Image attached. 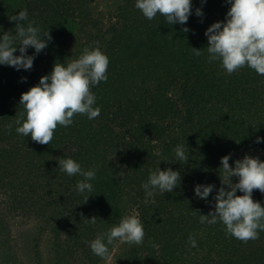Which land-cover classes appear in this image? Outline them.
<instances>
[{"label": "rangeland", "instance_id": "obj_1", "mask_svg": "<svg viewBox=\"0 0 264 264\" xmlns=\"http://www.w3.org/2000/svg\"><path fill=\"white\" fill-rule=\"evenodd\" d=\"M226 3L202 8L201 30L224 20ZM22 9L53 37L31 70L17 71L25 91L51 72L56 61L75 59L97 42L110 64L107 82L92 88L100 115L93 120L74 115L70 126L58 125L48 144L15 131L18 115L0 89V264H264V231L233 256L236 238L226 234L225 226L200 223L201 214L214 210L224 155L171 162L175 147L188 144L191 71L181 65L156 69L145 64L144 55L155 57L165 34L177 24L162 26L166 18L161 15L147 20L135 0H0V32H14L16 22L9 17ZM189 20L191 30L184 40L193 45L195 38L208 42L205 33H195V0ZM28 51L32 54L34 49ZM122 66L124 72H119ZM14 74L5 77L7 84L16 80ZM250 116L248 125L264 137V106ZM218 136L226 135L219 130ZM252 143L256 145L246 149L236 145L230 164L246 154L264 160V143ZM69 156L85 170H96L92 193L75 191L82 177H69L58 168V159ZM159 166L178 170L181 182L173 192L157 190L146 196L142 184L149 169ZM198 183L216 186L208 201L195 196ZM237 194L242 195L239 190ZM86 195L90 196L85 202ZM253 199L264 205L259 190L253 191ZM128 214L140 217L143 243L116 240L108 245L107 257L93 254L86 242ZM93 217L96 223L89 220Z\"/></svg>", "mask_w": 264, "mask_h": 264}, {"label": "clouds", "instance_id": "obj_2", "mask_svg": "<svg viewBox=\"0 0 264 264\" xmlns=\"http://www.w3.org/2000/svg\"><path fill=\"white\" fill-rule=\"evenodd\" d=\"M206 0H202V4ZM230 5L225 19L212 23L205 31L207 37L208 62H219L228 74L248 67L258 75L264 76V0H227ZM135 7L147 20L157 15L166 18L170 25H185L184 32L190 31L186 26L193 14V0H135ZM197 16H203L202 7L195 9ZM16 22L14 32H0V65L13 67L15 70H31L34 60L48 47L53 39L50 31H43L30 20L27 9L18 11L9 17ZM29 48L34 52L29 54ZM17 51L19 54H16ZM193 54L202 55L201 49L193 48ZM110 60L98 46H88L82 53L70 61L55 62L51 72L41 76L39 82L21 94L19 104L23 112L15 120V131L40 144L51 142L58 125L70 126L76 114L86 115L89 120L100 115L97 97L92 88L108 80ZM256 143H264V137H257ZM175 159L171 162L185 163L190 154H186L183 145L174 149ZM231 153L224 155L218 169L221 185L214 196V210L201 214L200 223L225 226L226 234L247 242L255 240L259 232L264 231V205L253 199V191L264 193V160L259 156L245 155L230 164ZM162 161H169L164 159ZM161 163V162H160ZM59 169L67 176H79L75 191L80 194L92 193L96 179V170H85L81 163L72 157L58 159ZM233 178H238L233 182ZM181 182V174L171 167L160 166L149 169V176L142 184L146 196L155 191L170 193ZM216 188L214 184L198 183L194 194L198 199L208 201ZM242 193L238 195L237 191ZM90 195L85 196V202ZM96 223V218L89 219ZM145 237L143 223L138 215L123 216L103 235H97L87 245L93 254L100 258L109 255L108 245L113 241L142 244ZM191 246L196 240L189 238ZM154 247H159L154 245Z\"/></svg>", "mask_w": 264, "mask_h": 264}, {"label": "trees", "instance_id": "obj_3", "mask_svg": "<svg viewBox=\"0 0 264 264\" xmlns=\"http://www.w3.org/2000/svg\"><path fill=\"white\" fill-rule=\"evenodd\" d=\"M32 1L34 0H30ZM222 1L224 0H206V3L202 4V0H195V9L215 7L216 4L221 6ZM229 7L226 3L227 11ZM227 11L224 12L223 19ZM201 19V16L195 14V33L206 31L201 30ZM166 22L165 19L160 21V24L163 26ZM176 26L170 33L165 34L166 40L159 45L156 56L153 57L151 53L146 52L144 60L146 65L156 69L158 66L160 68L163 66L164 70H172L181 65L191 71L187 92L191 126L188 144L185 146L186 154H190L189 159L195 161L209 155L219 158L229 153L232 155L236 145L238 149L256 145L251 142L261 136L258 133L254 134L253 125L249 126L248 123L251 120L250 114L260 112L264 106V76L245 66L226 77L227 73L219 62H208L207 42L199 39L196 41L195 38L193 45L185 41L184 38L189 31L187 33L183 31L185 25ZM186 26L191 30L190 20L187 21ZM193 48L201 49L202 55H194ZM124 69L122 66L119 72H124ZM14 72L12 79L16 80L7 84L5 77ZM25 85L24 78L19 76L17 70L0 65V89L6 92L18 116L23 112V105H20L19 101L21 94L25 92ZM254 124L261 125V123ZM219 130L226 135L224 138H219ZM231 135L237 138V142L230 140ZM234 244L233 256H236L243 248L244 242L236 239Z\"/></svg>", "mask_w": 264, "mask_h": 264}]
</instances>
